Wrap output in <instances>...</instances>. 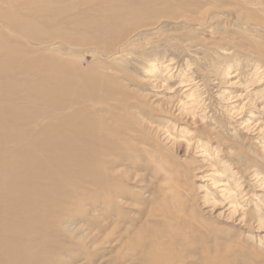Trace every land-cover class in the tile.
<instances>
[{
	"label": "rangeland",
	"instance_id": "374dc122",
	"mask_svg": "<svg viewBox=\"0 0 264 264\" xmlns=\"http://www.w3.org/2000/svg\"><path fill=\"white\" fill-rule=\"evenodd\" d=\"M178 1L109 49L40 45L116 85L90 108L117 138L54 207L57 264H264V0Z\"/></svg>",
	"mask_w": 264,
	"mask_h": 264
},
{
	"label": "bare ground",
	"instance_id": "6f19581e",
	"mask_svg": "<svg viewBox=\"0 0 264 264\" xmlns=\"http://www.w3.org/2000/svg\"><path fill=\"white\" fill-rule=\"evenodd\" d=\"M66 1L0 0V264L58 263L62 245L54 236L62 223L54 207L71 200V182L82 185L79 173L91 171L103 143L117 138L90 108L91 101L116 100L114 82L40 45L60 39L66 48L105 50L153 19L154 9L171 16L189 8L178 0Z\"/></svg>",
	"mask_w": 264,
	"mask_h": 264
}]
</instances>
